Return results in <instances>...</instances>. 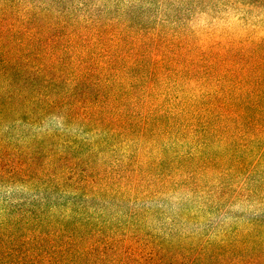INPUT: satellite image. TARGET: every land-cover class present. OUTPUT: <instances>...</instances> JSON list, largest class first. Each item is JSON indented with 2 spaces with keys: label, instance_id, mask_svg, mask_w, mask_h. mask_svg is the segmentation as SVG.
Listing matches in <instances>:
<instances>
[{
  "label": "trees",
  "instance_id": "16d2710c",
  "mask_svg": "<svg viewBox=\"0 0 264 264\" xmlns=\"http://www.w3.org/2000/svg\"><path fill=\"white\" fill-rule=\"evenodd\" d=\"M136 9L0 0V264H264V219L166 213L264 206V45L174 51Z\"/></svg>",
  "mask_w": 264,
  "mask_h": 264
},
{
  "label": "rangeland",
  "instance_id": "374dc122",
  "mask_svg": "<svg viewBox=\"0 0 264 264\" xmlns=\"http://www.w3.org/2000/svg\"><path fill=\"white\" fill-rule=\"evenodd\" d=\"M134 3L137 6L135 22L145 21L155 35L167 39V45L174 51L192 47L197 52H210L228 46L264 45V0H134ZM180 196V203L167 205L166 211L167 216L180 218L179 225L225 228L246 225L257 217L264 219V206L251 201L223 206L221 212L225 214L222 215L219 211L207 212L193 201L182 204L184 198ZM185 216H191V220H185ZM152 223L165 222L154 220Z\"/></svg>",
  "mask_w": 264,
  "mask_h": 264
}]
</instances>
